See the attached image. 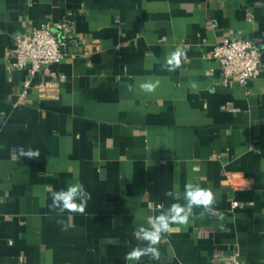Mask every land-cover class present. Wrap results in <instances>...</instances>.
<instances>
[{
	"label": "crops",
	"instance_id": "crops-1",
	"mask_svg": "<svg viewBox=\"0 0 264 264\" xmlns=\"http://www.w3.org/2000/svg\"><path fill=\"white\" fill-rule=\"evenodd\" d=\"M64 19L66 57L35 75L11 64L17 34ZM227 36L264 50V0H0V264H264V68L226 81L208 53ZM178 47L187 60L169 72ZM77 180L84 214L57 216L51 193ZM189 183L212 190L215 213L194 208L159 259L125 261L146 245L134 228Z\"/></svg>",
	"mask_w": 264,
	"mask_h": 264
},
{
	"label": "clouds",
	"instance_id": "clouds-1",
	"mask_svg": "<svg viewBox=\"0 0 264 264\" xmlns=\"http://www.w3.org/2000/svg\"><path fill=\"white\" fill-rule=\"evenodd\" d=\"M182 58L187 60L186 52L178 47L166 56L162 68L169 72H174L181 67ZM159 83L158 79L154 82H142L139 84V88L144 92L151 93L156 90ZM192 86L195 87L194 84ZM128 90L132 91V87L129 86ZM13 151H18L21 158L29 161L38 160L41 156L39 148L34 149L30 147L25 149L20 147L19 149H13ZM165 195L171 197L176 202L172 203L166 211L161 212L159 215L149 217L147 226L139 225L134 228L133 236L138 241L146 242V245L144 247L137 245L132 251L126 253L124 257L125 261L139 262L145 256L159 259L160 252L157 246L161 241L162 235L168 233L173 224L187 223L193 215L194 208H202L199 214L201 217L215 213L214 205L216 204V198L214 193L210 188H202L199 184H186L182 195L175 191H167ZM51 198L52 203L49 205V208L56 212L57 216L62 217L65 212L83 215L87 203L91 199V193L77 180L74 183H68L65 189L53 191ZM181 199L185 201L184 204L179 203ZM220 219L222 220L223 217H220ZM57 223L64 226L66 230L63 219H58Z\"/></svg>",
	"mask_w": 264,
	"mask_h": 264
},
{
	"label": "built area",
	"instance_id": "built-area-1",
	"mask_svg": "<svg viewBox=\"0 0 264 264\" xmlns=\"http://www.w3.org/2000/svg\"><path fill=\"white\" fill-rule=\"evenodd\" d=\"M217 25V22H214ZM77 43L74 36V25L69 19L61 20L54 25L42 24L31 31H22L16 35L10 55V62L16 68H27L31 75H35L49 64L61 61L69 52V46ZM264 50L256 45L252 39L227 36L217 43L208 53L221 64L224 79L236 78L241 84H247L257 77L264 68L262 55ZM30 79L25 81V86ZM26 91L23 92L25 95ZM228 110H236L232 101L225 103ZM238 202L233 201V207ZM154 216L151 214L149 217ZM237 262L236 255L231 257Z\"/></svg>",
	"mask_w": 264,
	"mask_h": 264
}]
</instances>
